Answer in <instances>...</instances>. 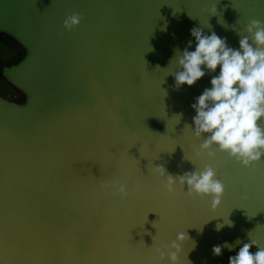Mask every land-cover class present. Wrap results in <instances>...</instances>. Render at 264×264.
<instances>
[{
  "label": "water",
  "instance_id": "obj_1",
  "mask_svg": "<svg viewBox=\"0 0 264 264\" xmlns=\"http://www.w3.org/2000/svg\"><path fill=\"white\" fill-rule=\"evenodd\" d=\"M72 13L83 19L65 31ZM251 20L264 23V0H0V37L19 50L0 66L14 93L0 92V264H169L156 249L181 232L177 264L264 248V157L244 168L195 155L191 105L219 66L179 89L170 75L175 50H195L192 28L238 49ZM151 164L173 176L212 166L220 205L186 185L167 194ZM114 180L127 197L102 187ZM225 242L235 246L213 255Z\"/></svg>",
  "mask_w": 264,
  "mask_h": 264
},
{
  "label": "clouds",
  "instance_id": "obj_2",
  "mask_svg": "<svg viewBox=\"0 0 264 264\" xmlns=\"http://www.w3.org/2000/svg\"><path fill=\"white\" fill-rule=\"evenodd\" d=\"M211 11L216 12L215 5ZM82 19L79 13L69 14L63 20L62 27L65 31H71ZM161 30H166V26ZM242 31L247 35L237 31L239 48L233 49L227 45L226 38L219 37L214 31L206 35L202 29L192 28L190 35L194 38L195 50L188 51L192 40L188 41V46L182 52L176 49L170 62L175 59L179 70L170 75L179 89L181 85H194L206 74L205 70L209 74L215 73L219 66V74L210 80L211 87L205 88L191 105L196 113L192 118V135L198 140L203 138L195 155L201 157L206 154L207 158L213 159L216 152L226 153L230 160L234 159L241 167L248 168L264 157V23L251 20ZM176 116L182 118L181 115ZM151 172L163 180V189L169 195L175 192V185L178 184L182 190L186 185L187 196L210 197L213 210L221 203L225 185L217 179L216 170L210 165L206 164L202 170L195 169L173 176L167 173L163 165L151 164ZM102 187L110 189L114 195H129L126 181L114 180ZM225 225L233 226L228 220L217 224L216 230H221ZM186 237L189 239L186 232L178 233L168 245L171 251L157 248L159 259L163 261L167 258L169 264H177V254ZM235 244H241V241L237 240ZM234 246L227 242L215 245L212 253L220 256L222 248L231 251ZM253 246L257 247L255 253L250 252ZM228 264H264V248L253 240L243 243L236 255L228 258Z\"/></svg>",
  "mask_w": 264,
  "mask_h": 264
},
{
  "label": "crops",
  "instance_id": "obj_3",
  "mask_svg": "<svg viewBox=\"0 0 264 264\" xmlns=\"http://www.w3.org/2000/svg\"><path fill=\"white\" fill-rule=\"evenodd\" d=\"M19 57V50L10 42L0 37V66L11 64Z\"/></svg>",
  "mask_w": 264,
  "mask_h": 264
},
{
  "label": "rangeland",
  "instance_id": "obj_4",
  "mask_svg": "<svg viewBox=\"0 0 264 264\" xmlns=\"http://www.w3.org/2000/svg\"><path fill=\"white\" fill-rule=\"evenodd\" d=\"M5 86L3 85V84H1V82H0V92L2 93V94H4V95H6L7 97H12V96H14L13 94V92H11L10 90H8V89H5L4 88ZM18 99V98H17Z\"/></svg>",
  "mask_w": 264,
  "mask_h": 264
}]
</instances>
